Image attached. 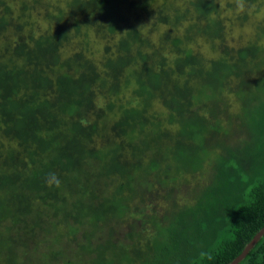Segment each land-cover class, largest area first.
Segmentation results:
<instances>
[{
	"label": "trees",
	"instance_id": "obj_1",
	"mask_svg": "<svg viewBox=\"0 0 264 264\" xmlns=\"http://www.w3.org/2000/svg\"><path fill=\"white\" fill-rule=\"evenodd\" d=\"M255 5L0 0V264H230L243 252L264 227ZM248 22L254 35L231 46ZM226 91L249 120L219 126L206 102L227 107ZM234 125L245 140H225ZM190 172L207 176L192 203H209L173 206L171 237L150 253V192L170 184L171 201ZM238 264H264V236Z\"/></svg>",
	"mask_w": 264,
	"mask_h": 264
},
{
	"label": "rangeland",
	"instance_id": "obj_2",
	"mask_svg": "<svg viewBox=\"0 0 264 264\" xmlns=\"http://www.w3.org/2000/svg\"><path fill=\"white\" fill-rule=\"evenodd\" d=\"M221 1V0H220ZM181 4V1L178 2V5ZM223 4H225V1L223 2ZM263 5V4H262ZM261 8V9H260ZM260 8H257V6L255 5V7L250 10L251 13V19L254 21V23L264 19V7L261 6ZM227 11L226 13L228 14V16H231L232 18L234 17V13L236 14V12L230 11V8L227 7ZM254 9V10H253ZM244 26L242 32L245 34V38L244 40L240 39V41H232L230 42L231 46L236 45V46H240L245 44L250 38L251 35H254V23H250ZM241 25V24H240ZM243 25V24H242ZM245 25V24H244ZM162 31V30H161ZM231 32L237 37V35L240 34V30L239 28L235 27L231 30ZM153 39H157L158 37V33H155L152 35ZM230 37V36H228ZM230 40H232V37L229 38ZM198 40H200V42L202 43L203 39L199 38ZM238 42V43H237ZM202 48L204 49H208L207 46L202 45ZM253 66H256L255 64H252ZM264 72V70H263ZM264 79V77H262ZM239 81H245V79H241ZM244 83L240 84L237 83L236 85L238 86H243ZM264 83L260 86L263 87ZM243 89V87H237V91ZM235 91V89H234ZM224 96L228 97L229 99H227V107L224 105H220L215 101V97L216 95L212 96L206 103H208L209 105V111H213V113L219 112L222 116V119L224 121H222L219 126L223 123V126H228V121L225 120L227 118H232L235 119L236 115L241 112L242 114H244L246 112L245 117H247V119L249 120L250 117V113L247 111V109L244 111L242 109V104L243 101H241V99L236 98L235 93L233 92H225ZM157 107L160 110H164L162 108V105L160 103H158ZM243 116H240V120L244 121ZM235 121H238V118L235 119ZM233 121L230 122V124H232ZM229 124V125H230ZM233 125V124H232ZM237 126V123L235 124ZM235 125L232 127L230 126L228 129H230L232 127L231 130V135L232 138L226 137L225 140H228L231 142L232 140H236L237 139H242L245 140L246 138V130L245 128H243V126L241 125L238 130H237V135L235 137H233V133L235 134L236 129H235ZM222 133V132H221ZM222 135V134H221ZM222 138H224V134L222 135ZM171 153H172V149H171ZM190 159V158H188ZM208 168V167H207ZM205 172H200L199 173H195L194 175L190 172L184 176L180 177V180L174 185V192L175 195L173 197V199L171 201H169V199L165 198L168 195V191L170 189L167 188H171L172 186L170 184L167 185H163L161 188L158 186L155 191L150 192L151 195H153V197H155V200L153 201V204H156L155 208H153V206L150 205V210L148 212H150V218L152 220V222H154L153 224H156L155 228H154V235L155 238L152 240V242L150 243V253L151 250H154L157 246V244L160 241H164L165 238H170L171 237V232L168 231V226L169 224H171L172 222H176V218H177V210L175 208H178L179 206H183L184 204H186L187 206L192 205L194 207V209H202L203 210V206H206L209 201L208 198L205 199V196L203 195L201 200H203V202H197V203H192L193 200H195L196 196L200 193V185L199 183H202V185L206 182V174H204ZM151 188V187H150ZM155 188V187H152ZM201 195V194H200ZM199 195V196H200ZM198 197V196H197ZM211 201V198H210ZM189 203V204H187ZM173 206H175V208H173ZM185 206V205H184ZM153 215V216H151ZM189 215V213H188ZM190 216V215H189ZM185 219H188L189 217H183ZM127 220V219H126ZM153 224L148 223L147 224V233L150 232V236L151 233L153 232ZM182 223L179 222V225H181ZM156 229V230H155ZM138 231V230H137ZM136 231V232H137ZM156 231L158 233V236L156 235ZM161 233V234H160ZM160 234V235H159ZM172 234L174 235V232H172ZM121 237H123V235H120V241ZM123 239V238H122ZM125 240V238H124ZM145 241L144 238H141V242Z\"/></svg>",
	"mask_w": 264,
	"mask_h": 264
},
{
	"label": "water",
	"instance_id": "obj_3",
	"mask_svg": "<svg viewBox=\"0 0 264 264\" xmlns=\"http://www.w3.org/2000/svg\"><path fill=\"white\" fill-rule=\"evenodd\" d=\"M264 236V227L262 230H260L255 237L252 239V241L245 247L243 252L234 259L230 264H238L240 261H242L246 255L250 252V250L259 242V240Z\"/></svg>",
	"mask_w": 264,
	"mask_h": 264
}]
</instances>
